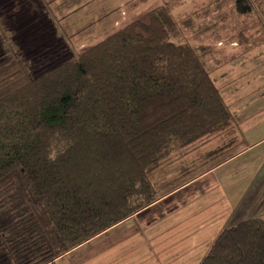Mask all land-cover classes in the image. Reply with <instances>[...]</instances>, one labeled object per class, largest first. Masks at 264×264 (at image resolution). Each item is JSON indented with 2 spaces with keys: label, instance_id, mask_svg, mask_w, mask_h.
I'll use <instances>...</instances> for the list:
<instances>
[{
  "label": "trees",
  "instance_id": "trees-1",
  "mask_svg": "<svg viewBox=\"0 0 264 264\" xmlns=\"http://www.w3.org/2000/svg\"><path fill=\"white\" fill-rule=\"evenodd\" d=\"M190 24L164 3L36 76L0 69V264L52 263L140 213L176 147L237 144L210 45L177 40ZM198 264H264V215L223 228Z\"/></svg>",
  "mask_w": 264,
  "mask_h": 264
},
{
  "label": "rangeland",
  "instance_id": "rangeland-1",
  "mask_svg": "<svg viewBox=\"0 0 264 264\" xmlns=\"http://www.w3.org/2000/svg\"><path fill=\"white\" fill-rule=\"evenodd\" d=\"M27 1L0 0V69L20 61L31 77L36 76L102 40L139 14L167 3L177 22L182 20L191 23L189 27L180 29L177 40L210 45L212 50L207 59V67L236 123L235 125L233 122V131L237 144L222 154L212 158L205 157L206 151L199 150L205 143L206 148L212 149L227 141L228 136H221L222 134L196 142L187 148L176 147L167 162L162 163L151 177L156 187L155 197L158 199L140 213L129 216L123 225L111 233L95 240V244L82 248L77 252L78 255L80 252L83 255L90 248H103L113 236L118 237L119 234L124 235L126 231L134 230L136 232L132 234L133 237L126 238L122 243V248H129V251L126 258H118L117 261L122 262L119 264H198L209 244L223 228L264 214L263 2L255 0L254 12L240 15L234 9V0H143L137 9L127 8L128 14L122 13V19L116 21L115 25L106 23L109 17L104 16L105 10L101 7L100 15H93L96 19L94 23L80 25L87 30L70 33L57 28V23L55 24L53 17H49L47 7L40 0H29L31 5H27L49 17L48 21L41 27L25 22L24 19L28 16L23 14V4ZM120 17L119 11L117 18ZM253 142L257 144L223 167V173L227 175L223 180L224 192L216 187L209 191L206 200L197 195L194 198L193 194L202 192L203 189L196 190L198 187L202 188L203 183L211 186L213 178H210L211 182L204 179L198 184L168 194L194 174L247 148ZM193 150L199 151L191 152ZM182 171L186 172L182 174ZM223 173L218 175L225 176ZM221 194L226 196L223 199L224 205L213 207V211L207 209L206 217H169L168 213L177 205L186 203V208H182L184 211H180L185 214L199 200L207 205L210 196ZM190 220L192 221L189 223ZM142 244H149L153 250ZM120 251L121 246L117 249L121 255ZM113 252H110L111 256ZM71 255L72 250L49 264H71ZM106 256L108 255H104L99 263L103 264Z\"/></svg>",
  "mask_w": 264,
  "mask_h": 264
},
{
  "label": "crops",
  "instance_id": "crops-1",
  "mask_svg": "<svg viewBox=\"0 0 264 264\" xmlns=\"http://www.w3.org/2000/svg\"><path fill=\"white\" fill-rule=\"evenodd\" d=\"M40 1L42 2V4L43 3L45 4V7H47V10L49 11V17H51V18L53 17L55 24L57 23V28L61 31H68L70 33H72L73 31L79 32V30H83V31L87 30V29L80 27V25H83L85 23L88 24L90 22L94 23L96 21V19H95V17H93V15L96 14L99 16L101 13L99 8H101V7L105 10V11H103L104 16L109 17L106 20V23L107 24L113 23L115 25L116 21L122 19V13L128 14L127 8L134 10V9H137L139 7V5H142V3H143V0H135V1L134 0H40ZM27 4L31 5V1L28 0L27 3L23 4V7H24L23 8V14H24V16H28L27 19H24L25 22L29 21V22H32V26L36 25V27H41L49 17L47 18L46 16L42 15L41 12L39 13L38 11L31 9ZM90 8H92V10H90ZM96 9H98V10H96ZM119 11H120V16H121L120 19H118L119 17L117 18V14ZM18 21L19 20H17V22ZM12 22H15V21H12ZM233 119H234V117H233ZM234 123H235V120H234ZM235 125H236V123H235ZM257 142H253L247 148H245L241 151H238L236 153L234 152V153L230 154V156H228L227 158L218 160L217 162H215L214 164H212L210 167L206 168L205 170L194 174L192 177H190L189 179L182 182L180 186L171 190L168 194L169 195L174 194L176 191H178L180 189L188 188L194 184H198L199 182H201L204 179H207L210 181V178L214 179V180L212 179V184L210 183L211 186H209L208 184H205V183L202 184L203 185L202 188H199L197 186L198 189L196 191L202 190V189L204 191L202 190V192L199 191V192L193 194V197L195 195H197V196H200L199 198H203L206 200V196L208 195L209 191H211V189H213V188L216 189V187H217V189H220L221 192H224V191H222L224 188L223 180L227 177V175H225L223 173L224 172L223 167L227 164L232 163L234 160L237 159V157L239 155H242L244 153V151H246L248 148H251L252 146L257 144ZM206 146H207V143L202 144L199 147V150L200 151H207L211 148V147L206 148ZM199 150H193L191 152L196 153ZM220 172H222L223 173L222 175H225V176H219L218 174ZM214 174H216V176ZM216 183H217V186H215ZM192 191H194V190H192ZM215 196H216V198H214ZM215 196H210L208 198L207 205H203V203L199 200L198 204L191 211H189L185 214H181L180 211H182V212L184 211L182 208H184V207L186 208V206H187L186 203L183 205H177L173 209L172 212L168 213L169 217H191V218H193V217H206L207 209L210 211H213L212 210L213 207L217 208L220 205H222V206L224 205L223 199L226 197L225 194L224 195L221 194V196H218V195H215ZM217 197H219V198H217ZM205 207H207V208H205ZM263 215H261V216H263ZM209 217H212V216H209ZM127 220L128 219H125L124 221L120 222L119 224L111 227L110 229L104 231L103 233L98 234L97 236L93 237L92 239L88 240L87 242H85V243L79 245L78 247L74 248L72 250V255H71V257H73V261L71 264H101V263H99V261L106 254L108 256H106L104 258L103 264H119V263H122L120 260H119L120 262L117 261L118 258L119 257H120V259H122L123 257L126 258L127 257L126 253H127V251H129V248H127V250H124L122 248V243L124 240H126V238L131 239L133 237L132 234H134L136 232V231L134 232V230L132 232L126 231V233L124 235L119 234L118 237L113 236L111 241L107 242L108 244H106L103 248L98 249V248L94 247V248L87 249L84 251L83 255L81 254V252L78 255L77 252H79L82 248H85L86 246H89L91 244H95V240L101 238L102 236H106L107 234L111 233L112 231H114V229L123 225L124 222H126ZM191 221L192 220H190L189 223ZM165 238H167V237L165 236ZM178 242H180V240ZM142 245H143V247L148 246L149 250L152 249V247L149 244L148 245L142 244ZM120 246H121V251H120L121 255L117 252V249ZM110 252H113L112 256H111Z\"/></svg>",
  "mask_w": 264,
  "mask_h": 264
}]
</instances>
